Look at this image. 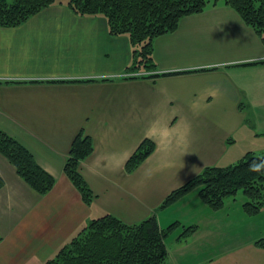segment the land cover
I'll list each match as a JSON object with an SVG mask.
<instances>
[{
    "label": "crops",
    "instance_id": "obj_1",
    "mask_svg": "<svg viewBox=\"0 0 264 264\" xmlns=\"http://www.w3.org/2000/svg\"><path fill=\"white\" fill-rule=\"evenodd\" d=\"M154 46L157 70L178 73L124 78L130 38L111 35L104 16L79 15L66 4L0 27V128L56 179L39 195L0 153V264H43L106 214L140 222L205 167L264 149L255 143L264 135V115L255 111L264 107V46L237 12L220 0ZM82 130L94 146L79 166L96 195L91 204L64 171ZM146 138L155 150L127 173ZM195 191L157 210L161 227L179 222L167 237L165 264H264V248L255 245L264 225L245 212L246 199L213 209ZM189 226L197 229L182 237Z\"/></svg>",
    "mask_w": 264,
    "mask_h": 264
},
{
    "label": "trees",
    "instance_id": "obj_2",
    "mask_svg": "<svg viewBox=\"0 0 264 264\" xmlns=\"http://www.w3.org/2000/svg\"><path fill=\"white\" fill-rule=\"evenodd\" d=\"M64 0H0V27H17L41 10ZM217 2L219 0H213ZM233 7L259 33L264 31V0H223ZM208 0H68L67 5L83 16L102 15L108 21L111 35H127L133 46L132 62L124 78H155L178 72H157L154 61L155 39L174 32L180 21L200 13ZM264 42V36H262ZM264 62V61H262ZM154 70V73H151ZM130 72V73H129ZM146 72V73H144ZM106 79V78H104ZM94 150L93 140L83 130L75 137L64 171L91 204L96 195L83 177L79 166ZM155 150V142L144 139L128 159L125 170L135 171ZM0 153L14 165L17 174L39 195L51 191L55 177L36 161L33 153L18 139L0 128ZM3 180L0 177V186ZM213 209H221L226 199L242 190L246 197L245 212L256 215L264 210V155L248 152L235 164L207 166L201 173L174 189L155 212L144 220L129 224L106 214L84 226L58 253L43 264H165L169 250L167 237L179 226L176 221L161 227L157 210L169 207L192 192ZM197 226L184 229L187 237ZM255 245L264 248V237Z\"/></svg>",
    "mask_w": 264,
    "mask_h": 264
},
{
    "label": "rangeland",
    "instance_id": "obj_3",
    "mask_svg": "<svg viewBox=\"0 0 264 264\" xmlns=\"http://www.w3.org/2000/svg\"><path fill=\"white\" fill-rule=\"evenodd\" d=\"M7 1H11V0H7ZM67 1L68 0H64L63 1V3H61V4H66L67 5ZM220 1V0H219ZM219 1H217V2H214L213 0H208V4H207V6L204 8V10L202 11V12H204V11H208L209 9H212V8H214V7H216L217 5H218V3H219ZM225 3V2H224ZM55 4H60V3H55ZM54 5V4H53ZM229 6V5H228ZM231 7V6H230ZM235 12H237L233 7H231ZM202 12H200V13H202ZM197 14H199V13H197ZM237 14L240 16V18L242 19V21L244 22V24L249 28V29H251L254 33H255V35H257L259 38H260V40H261V42H262V44H263V46H264V42H263V40H262V36H264V31H261V32H263V33H259L256 29H255V27H253L252 25H250V24H247L246 22H245V20L241 17V15L237 12ZM192 15H194V14H192ZM87 16H90V15H87ZM188 16H190V15H188ZM187 17V16H186ZM185 18V17H184ZM181 22V21H180ZM180 24V23H179ZM179 27V26H178ZM178 29V28H177ZM176 29V30H177ZM175 30V31H176ZM171 33H173V32H171ZM168 34H170V33H168ZM166 35V34H165ZM157 72H161V71H159V70H156ZM155 71L154 70H151V73H154ZM144 73H146V72H144ZM15 82H17V81H15ZM5 83H7V81H5ZM255 111H259L260 113H262V115H264V107L263 106H260V107H256L255 108ZM259 130V127H257V132H259L258 131ZM261 133H264V130L263 131H261ZM259 137V139L260 140H257L255 143H257V146H259V145H262V144H264V135H259L258 136ZM257 151V154L258 155H264V149H256ZM195 193H196V195L197 196H199L198 194H199V191L198 190H196L195 191ZM236 198H238V200H237V203L239 204L240 202H241V200H243V198L244 199H246V197H245V195L243 194V192H242V190L241 191H239L238 192V195L236 196ZM229 199H233L232 197H230ZM228 199V200H229ZM208 207V206H207ZM210 208V207H209ZM199 211V210H198ZM201 211V210H200ZM182 215H183V213H182ZM185 215H186V213H185ZM253 217V216H252ZM258 221L259 223H261L262 225H264V210H262L261 212H259L258 214H256V216H255V221ZM183 228V231H184V227H182ZM176 232V233H175ZM174 233L175 234H173V235H175V236H172V238L173 237H177V234H178V231H175ZM224 234H226V233H224ZM222 240V239H221ZM68 243V242H67ZM169 243H171L170 241H169ZM171 245V244H170ZM63 247V246H62ZM61 247V248H62ZM171 247H172V245H171ZM220 248H222V245L221 246H219ZM60 248V249H61ZM215 250L216 249H214L213 251H212V253H215ZM220 250V249H219ZM59 251V250H58ZM58 251L55 253V255L58 253ZM55 255H53V257L55 256ZM53 257H50V258H53Z\"/></svg>",
    "mask_w": 264,
    "mask_h": 264
}]
</instances>
